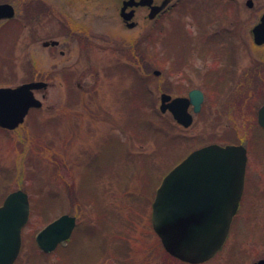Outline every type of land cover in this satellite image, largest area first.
<instances>
[{"label": "rangeland", "instance_id": "rangeland-1", "mask_svg": "<svg viewBox=\"0 0 264 264\" xmlns=\"http://www.w3.org/2000/svg\"><path fill=\"white\" fill-rule=\"evenodd\" d=\"M49 1L43 14H30L31 0H0L13 4L9 23L17 25L15 36L0 40V86L48 82L35 93L41 108L14 130L0 128V203L20 188L34 205L13 264H192L163 248L151 202L171 167L223 137L247 144L244 203L217 253L194 264L264 257V144L254 152L251 143L264 91V45L249 32L264 0L251 8L245 0H190L160 20L156 38L149 26L126 27L116 0ZM182 27L190 34L184 57ZM48 39L59 44L43 46ZM230 57L232 76L205 78ZM174 61L179 69L171 68ZM193 87L204 91V101L182 128L159 112V93ZM63 213L75 216L73 233L42 252L36 233Z\"/></svg>", "mask_w": 264, "mask_h": 264}, {"label": "water", "instance_id": "water-1", "mask_svg": "<svg viewBox=\"0 0 264 264\" xmlns=\"http://www.w3.org/2000/svg\"><path fill=\"white\" fill-rule=\"evenodd\" d=\"M250 7L253 0H245ZM124 7L121 8L123 10ZM149 15L152 16L154 10ZM9 3H0V19L13 16ZM123 19L128 15H123ZM255 44L264 43V12L251 28ZM56 40L44 41L54 45ZM154 74H159L155 70ZM47 86L44 81H29L15 86H0V127L8 130L23 122L29 108L40 107L33 90ZM203 100L199 89L188 96L159 95L158 108L170 111L184 127L192 122L188 111L192 104L198 112ZM264 127V104L258 110ZM246 152L240 144L211 143L190 151L161 179L151 202V225L165 251L188 263H201L212 257L223 244L232 216L235 214L243 189ZM30 204L25 191H10L0 204V264H12L21 247V231L29 218ZM75 226V216L61 214L47 223L35 235L43 252H51L66 240ZM250 264H264L259 258Z\"/></svg>", "mask_w": 264, "mask_h": 264}, {"label": "flooded vegetation", "instance_id": "flooded-vegetation-1", "mask_svg": "<svg viewBox=\"0 0 264 264\" xmlns=\"http://www.w3.org/2000/svg\"><path fill=\"white\" fill-rule=\"evenodd\" d=\"M116 1L119 3L120 17H121V12H122L123 15H125V14L128 15V18H126V19H123V17H121L122 20H123L122 22H123V24L126 27H128L129 29H139V28L140 29H143L145 26H149L152 29L153 35L155 34V38L157 36V33L159 34L160 31L162 30V28L160 27V20L162 18H164L170 12V9H172L176 5H179L180 6V5H183L185 3H186V5L188 3H190L189 2L190 0H181V1L180 0H116ZM46 2H48L49 4L52 3L49 0H31V2H29L28 5H27L26 11L28 10L30 14H43L45 12V10L47 9L46 8L47 7V3ZM12 6H13V4H12ZM252 6H253V4H252ZM252 6H250V8ZM122 7H124L123 10H121ZM13 9H14V13H15V7L14 6H13ZM152 10H154V12H153V15L150 16L149 14L152 13L151 12ZM257 21H258V19H257ZM256 22H254L253 25ZM175 24L176 23L173 24L174 28H176L179 23L176 24V27H175ZM252 26H251V28H252ZM251 28L249 30L250 34H251ZM231 30H232V28H231ZM181 31L184 32L185 35H186L185 38H184V40H183L186 43V45L184 43L182 45L183 48H181L184 51V54L186 55L187 54V50H189V47H190V44H189V41H190V37L189 36H190V34L189 33H186V31L184 30L183 27H182V30ZM233 31H235V29ZM233 31H231L232 32L231 35L233 34ZM217 34H220V32H218ZM217 34H214L212 37L214 38V36L217 35ZM173 37H174V35L172 34V38ZM186 37H187V39H186ZM251 38H252V34H251ZM48 40H52V39H48ZM48 40H44V41H48ZM54 40L57 41V43L54 44V45H51V44H48V45H43L42 44V45L43 46L55 47V46H57L59 44V40L58 39H54ZM44 41H42V43ZM252 42H253V39H252ZM229 43H230V40L228 41L227 48L228 47H231L229 45ZM179 44L181 45V43H179ZM179 44H174V46L176 47ZM213 44L211 43V45L209 47V49L212 51V55L214 53L213 52V49L214 48L212 47ZM255 45L261 46V45H264V43L263 44H255ZM218 55L219 54L217 52L214 54V56H218ZM186 64H187V62H186ZM220 67H221V65H218V67L215 68V69L214 68L208 69V71L205 73V78L206 79H217L218 77H221L223 79H226L230 75L231 76L233 75V74H231V73H233V67H232L231 57L226 60L225 64H223L222 69H220ZM171 68H173L175 70L176 69H179V67L178 68L171 67ZM160 73H161V70H159V74ZM156 75H158V74H156ZM32 80H41V79H32ZM41 81H44V80H41ZM45 82H47V81H45ZM47 86H48V82H47ZM47 86L45 88H43L42 90H45L47 88ZM195 88L196 89H199L202 92L203 100L201 102V107H200V109H199L198 112H194L193 111L192 104H189L188 111L192 115V122H191V124L193 123L194 116L195 115H198L200 113V111H201L202 104H203V101H204V91L201 88L193 87V88L188 89L186 91V94H183L184 93L183 91L182 92H179V93H176V94L169 93L171 95V97L188 96L189 91L192 90V89H195ZM38 91H41V90H34L33 92L35 94ZM161 92H165V91H161ZM224 92L225 91H220V93H218V95H221L222 96L224 94ZM262 93H263L262 100H261L262 102H261V104L255 110V121H256L255 122V128H256L257 132H254L253 133V136L251 137V143H252V148H253L254 152H255V148L257 146L259 147L262 142L264 144V127L261 125V123L259 122V118H258V110L264 104V91ZM42 96H44V94H42ZM168 114H169V116L172 118V120L176 124H178L182 128H187V127H183L180 123H178L174 119V117L172 116V114H171L170 111H168ZM225 136L226 137L227 136L232 137L231 135H228V134L225 135ZM229 139L230 138H228V140H227V138H224L223 137L221 139H218V142L211 141V142H208V143H205V144H210V143H217V144H220V145L240 144V145H242L245 148V152H246V164H245V173H244V178H243V189H242V194H241V197H240V200H239V203H238L237 210H236L235 214L233 215V218H234V216L237 215V212H238L240 206L244 203V193H245V188H246V165H247V159H248V150H247V144L245 145L242 141L230 142ZM205 144H202V145H205ZM263 159L264 158H262V156L260 155V157H259L260 162H262ZM262 163H264V161ZM254 188H255V185H254ZM252 191H255V189H253L251 187L250 193ZM233 218H232V220H233Z\"/></svg>", "mask_w": 264, "mask_h": 264}, {"label": "trees", "instance_id": "trees-1", "mask_svg": "<svg viewBox=\"0 0 264 264\" xmlns=\"http://www.w3.org/2000/svg\"><path fill=\"white\" fill-rule=\"evenodd\" d=\"M9 22L10 21H8L6 24H4V26H2L3 28L2 27L0 28V40H2V38H9V37H10L9 39H11V37L15 36V33H16L15 30L17 28V25L16 24H13V23H9ZM182 55H183L182 57L185 56V54H182ZM175 64H176L175 65L176 68L180 67V64L179 63L175 62ZM38 206L39 205H37L36 207H38ZM30 209H31V211L34 210V205L32 206L30 204Z\"/></svg>", "mask_w": 264, "mask_h": 264}]
</instances>
